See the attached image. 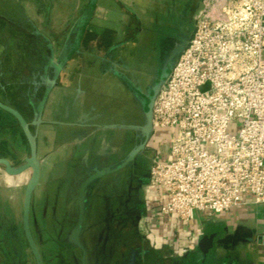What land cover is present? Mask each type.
I'll list each match as a JSON object with an SVG mask.
<instances>
[{"label":"crops","instance_id":"crops-1","mask_svg":"<svg viewBox=\"0 0 264 264\" xmlns=\"http://www.w3.org/2000/svg\"><path fill=\"white\" fill-rule=\"evenodd\" d=\"M201 3L0 0V102L29 124L40 164L29 218L35 242L37 224L74 225L82 182L141 146L137 128L147 126L155 90L191 36ZM155 155L148 142L147 160ZM29 156L19 124L0 109V159L17 168ZM30 176L31 169L11 176L0 165V264H35L22 227ZM143 184L135 221L146 212ZM93 224L85 221L82 242L93 240L86 228ZM196 226L199 239L187 256L147 245L134 264H264V204L199 216Z\"/></svg>","mask_w":264,"mask_h":264},{"label":"built area","instance_id":"built-area-1","mask_svg":"<svg viewBox=\"0 0 264 264\" xmlns=\"http://www.w3.org/2000/svg\"><path fill=\"white\" fill-rule=\"evenodd\" d=\"M193 21L153 99L138 222L173 258L195 248L199 216L264 204V0H202Z\"/></svg>","mask_w":264,"mask_h":264},{"label":"flooded vegetation","instance_id":"flooded-vegetation-1","mask_svg":"<svg viewBox=\"0 0 264 264\" xmlns=\"http://www.w3.org/2000/svg\"><path fill=\"white\" fill-rule=\"evenodd\" d=\"M137 132L138 139L141 141V146L138 147L137 150L131 152L126 158L117 164L102 170L95 171L82 182L83 184L87 179L96 175L97 173H104L103 175L95 178L85 190V214L82 231L85 221L91 219V221L94 222V226L103 227L105 229L104 234L100 236V239L105 241L109 240L108 238H111L112 235H117L115 232L119 233V229H122L125 224H132L135 233L133 240L134 252L140 251L142 248H144V246L148 245L138 230V222L142 216L136 221L135 219L137 210L136 205L138 204L139 192L141 190L140 188L142 187L143 183L146 185L150 172L149 168L146 177L143 179H140V175L136 176L137 174L135 175L133 172L135 171V167L138 168L137 171H139V173L143 172L142 165L144 163V159L147 160L145 153L148 148L149 133L146 131V125L144 127L137 128ZM148 162L150 163L151 167V158L148 159ZM120 174H125V176L123 175L122 177ZM131 182H134L135 186H132ZM95 186L98 187V190L96 191L97 195L96 199L91 204L90 194ZM132 201H134V203ZM131 214L134 216H131ZM82 231L80 234V242L86 251L85 264H87L88 249L85 243L81 240ZM119 234H122V232ZM116 239L121 240L118 238V236ZM78 250L82 260L81 250ZM132 261H129V263L133 264Z\"/></svg>","mask_w":264,"mask_h":264},{"label":"rangeland","instance_id":"rangeland-1","mask_svg":"<svg viewBox=\"0 0 264 264\" xmlns=\"http://www.w3.org/2000/svg\"><path fill=\"white\" fill-rule=\"evenodd\" d=\"M149 168L150 163L144 159L143 172L148 171ZM132 202L134 203V201ZM131 216L134 215L131 214ZM89 220L91 221V219ZM70 228L72 232L73 224L71 227L65 224L48 225L43 223L34 226L36 244L41 253L43 264H81L79 250L70 242V238L65 239V234L69 232ZM86 228L89 230V235L93 237V240L86 239L84 241L88 249L87 264H130L129 261L132 260L134 264L136 252H134L135 233L132 224H125L118 231L122 234L115 232L117 235H112L111 238H108L109 240L105 241L100 239V236L105 232L103 227L93 226L91 229L89 225ZM117 236L121 240H117Z\"/></svg>","mask_w":264,"mask_h":264},{"label":"water","instance_id":"water-1","mask_svg":"<svg viewBox=\"0 0 264 264\" xmlns=\"http://www.w3.org/2000/svg\"><path fill=\"white\" fill-rule=\"evenodd\" d=\"M181 49V48H180ZM179 49V50H180ZM178 54V53H177ZM174 63V62H173ZM172 63V64H173ZM171 64V66H172ZM171 66L169 70L171 69ZM168 73L165 75V77L160 80L156 90L155 94L152 97L151 104L149 107V112L147 115L148 118V123L146 126V131L150 133V128H151V109H152V103L155 95L157 94L159 87L163 80L167 77ZM0 109L6 112L7 114L11 115L19 124L21 130L23 131L25 138L29 144V149H30V156L24 160V162L17 168L11 167L10 164L6 160L0 159V165L4 167V170L7 174L11 176H16L24 171L31 169V176L29 178V181L26 185L25 188V193H24V198H23V209H22V227H23V232L24 236L27 242V245L29 247V250L31 252V255L33 257L34 263L35 264H43L42 256L39 251V248L33 238V235L31 233L30 229V204H31V196L35 188L37 187L40 179V164L36 156V144H35V137L30 131L29 124L26 122V120L22 117V115L14 110L13 108L3 104L0 102ZM104 173H97L96 175L90 177L87 179L79 188L78 195L76 197L77 201V217L76 221L74 223V227L71 232L70 236V242L76 246L78 249L81 250L82 253V260L81 264H85V257H86V251L83 245L80 242V234L82 231V226H83V220H84V214H85V206H84V197H85V190L87 186L97 177L103 175Z\"/></svg>","mask_w":264,"mask_h":264}]
</instances>
